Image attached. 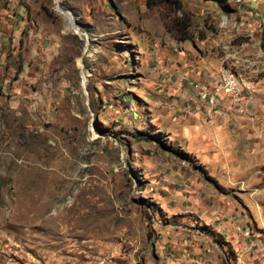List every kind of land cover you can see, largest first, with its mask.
<instances>
[{"label":"rangeland","instance_id":"obj_1","mask_svg":"<svg viewBox=\"0 0 264 264\" xmlns=\"http://www.w3.org/2000/svg\"><path fill=\"white\" fill-rule=\"evenodd\" d=\"M178 1L0 0V264H264V0ZM224 75L241 98L213 106L240 107L250 129L239 159L227 148L208 166L174 121L210 107ZM194 178L228 204L216 220L192 206Z\"/></svg>","mask_w":264,"mask_h":264},{"label":"crops","instance_id":"obj_2","mask_svg":"<svg viewBox=\"0 0 264 264\" xmlns=\"http://www.w3.org/2000/svg\"><path fill=\"white\" fill-rule=\"evenodd\" d=\"M176 86L180 90L182 98H186L187 93L184 89L182 80H177ZM219 104H221L219 107H179V111L182 112V114L174 121L176 134L180 135L182 143L185 146L187 143H190L191 152L196 153V158L201 162L208 164V166H210L209 162L216 164L218 159H220V153L227 151L225 150L227 148L233 149L236 147V156L239 159L241 156L239 154L244 153L245 140L248 136L247 132L250 129V123L248 121L249 117L246 114V111L243 109L241 110L240 107H232V104L230 102L228 103L227 100H223L222 102H219ZM181 105L184 104L181 103ZM163 124L169 133L170 129L167 126L168 124L165 122ZM187 139L189 141H187ZM240 140H242L241 143ZM209 141H212V148L205 146V143ZM206 150H208V152H206ZM167 167L168 166L165 165L163 170L168 171ZM206 170L207 178L211 179L215 176V170L212 169V171H210L209 167L206 168ZM177 172L178 170L172 174L169 173V177L163 178L162 184L164 187H169V190H171L170 187L175 189L176 183L180 182L179 176L178 179L174 177L175 175L177 176ZM195 177L198 178V175H195ZM197 178H194V180L191 181V183L194 184L188 189H178V187L177 189L178 191H185L187 189L186 191L188 192H192L197 188V191L204 189L205 192L200 196L201 198L197 199V202L194 201L197 205L193 204L192 206L197 207L198 212H204L201 217H203V215H210L209 218L211 220H216L213 212H209L208 209L212 207L225 208L228 204L226 205L220 200L219 194L215 193L216 188H213L209 182H203L202 180L199 182ZM240 221L243 222V219H239L238 223ZM234 233V235L224 236L226 239L224 245L228 248L230 246L236 248V230H234ZM180 260H177L179 264L186 263H183V258H180ZM188 264L199 263L194 259H191ZM212 264L218 263H216L215 260Z\"/></svg>","mask_w":264,"mask_h":264},{"label":"trees","instance_id":"obj_3","mask_svg":"<svg viewBox=\"0 0 264 264\" xmlns=\"http://www.w3.org/2000/svg\"><path fill=\"white\" fill-rule=\"evenodd\" d=\"M148 7H155L164 3H172L176 10L180 9V2L178 0H145ZM171 25L175 37L179 41H186L189 39L188 29L190 28V19L188 15H180L172 18Z\"/></svg>","mask_w":264,"mask_h":264},{"label":"built area","instance_id":"obj_4","mask_svg":"<svg viewBox=\"0 0 264 264\" xmlns=\"http://www.w3.org/2000/svg\"><path fill=\"white\" fill-rule=\"evenodd\" d=\"M247 93H251L250 88H246ZM219 93H223L224 96L230 97L234 100L239 101L241 98L240 95V85L239 84H233L232 83V77H227V75L222 76L221 82H220V88L214 89L212 93H210L208 97V104L210 107H214L213 105L216 104V100L219 96Z\"/></svg>","mask_w":264,"mask_h":264},{"label":"bare ground","instance_id":"obj_5","mask_svg":"<svg viewBox=\"0 0 264 264\" xmlns=\"http://www.w3.org/2000/svg\"><path fill=\"white\" fill-rule=\"evenodd\" d=\"M58 12L60 13L62 19L64 20V24H65L64 29H65V31L66 32H70V33H77V34L80 35V33L77 30V27L75 25V20L73 18V15H71L70 13H68V12H66V11H64L62 9H59ZM227 77H230V76H227ZM232 83L233 84H238V82L234 78H232Z\"/></svg>","mask_w":264,"mask_h":264}]
</instances>
